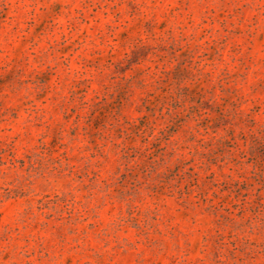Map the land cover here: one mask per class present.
Wrapping results in <instances>:
<instances>
[{
    "label": "rangeland",
    "instance_id": "obj_1",
    "mask_svg": "<svg viewBox=\"0 0 264 264\" xmlns=\"http://www.w3.org/2000/svg\"><path fill=\"white\" fill-rule=\"evenodd\" d=\"M0 264H264V0H0Z\"/></svg>",
    "mask_w": 264,
    "mask_h": 264
}]
</instances>
